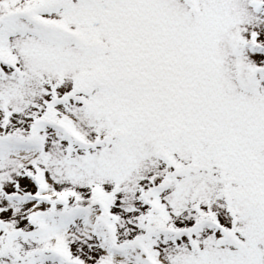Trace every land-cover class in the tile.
<instances>
[{"label": "snow or ice", "instance_id": "6c2138e0", "mask_svg": "<svg viewBox=\"0 0 264 264\" xmlns=\"http://www.w3.org/2000/svg\"><path fill=\"white\" fill-rule=\"evenodd\" d=\"M0 264H264V0H0Z\"/></svg>", "mask_w": 264, "mask_h": 264}]
</instances>
